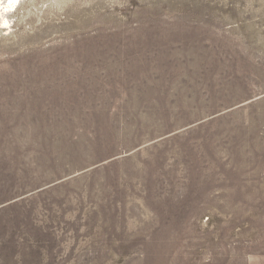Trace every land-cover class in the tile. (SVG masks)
<instances>
[{
    "label": "rangeland",
    "instance_id": "rangeland-1",
    "mask_svg": "<svg viewBox=\"0 0 264 264\" xmlns=\"http://www.w3.org/2000/svg\"><path fill=\"white\" fill-rule=\"evenodd\" d=\"M5 16L0 264H264V0Z\"/></svg>",
    "mask_w": 264,
    "mask_h": 264
},
{
    "label": "bare ground",
    "instance_id": "bare-ground-1",
    "mask_svg": "<svg viewBox=\"0 0 264 264\" xmlns=\"http://www.w3.org/2000/svg\"><path fill=\"white\" fill-rule=\"evenodd\" d=\"M17 2H19V0H0V3H1L0 4V13L2 14V16L4 18L5 24H7V23L10 22V18H8L7 16H5L6 11H8V9L12 8V6H15V4Z\"/></svg>",
    "mask_w": 264,
    "mask_h": 264
}]
</instances>
